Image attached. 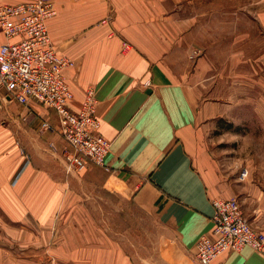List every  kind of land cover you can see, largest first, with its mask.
Returning a JSON list of instances; mask_svg holds the SVG:
<instances>
[{
  "label": "crops",
  "instance_id": "crops-1",
  "mask_svg": "<svg viewBox=\"0 0 264 264\" xmlns=\"http://www.w3.org/2000/svg\"><path fill=\"white\" fill-rule=\"evenodd\" d=\"M52 1L50 41L73 62L63 70L68 107L78 113L93 88L98 134L110 149L103 167L66 172L65 158L74 153L54 111L22 105L0 86V264H140L94 228L81 234L74 223L83 193L119 200L152 221L157 252L143 264H194L196 243L212 236L214 200L236 199L250 226L264 234V144L255 145L261 157L258 150L252 155L249 139L239 147L247 153L243 162L228 171L220 166L207 133L210 120L229 111L224 94L210 98L209 82L219 85L224 72L209 75L204 58L187 60L194 48L204 57L240 56L247 41L254 58L250 119L262 126L250 129L249 138L264 136V0H247V16L239 1L238 15L216 19L215 28L193 13L194 0ZM6 42L0 30V46ZM232 106L238 122L240 108ZM211 264H264V251L245 247Z\"/></svg>",
  "mask_w": 264,
  "mask_h": 264
},
{
  "label": "built area",
  "instance_id": "built-area-1",
  "mask_svg": "<svg viewBox=\"0 0 264 264\" xmlns=\"http://www.w3.org/2000/svg\"><path fill=\"white\" fill-rule=\"evenodd\" d=\"M55 15L52 0L0 6V30L7 40L0 46V86L22 105L37 102L54 111L60 134L74 153L65 158L64 169L78 174L89 165L103 167L110 142L98 134L93 88L85 92L78 113L68 107L72 94L63 70L73 62L59 56L50 41L46 22ZM42 127L50 129L46 123ZM212 206V236L196 243L194 264H211L225 252L245 247L264 251V234L250 226L236 199L214 200Z\"/></svg>",
  "mask_w": 264,
  "mask_h": 264
},
{
  "label": "rangeland",
  "instance_id": "rangeland-1",
  "mask_svg": "<svg viewBox=\"0 0 264 264\" xmlns=\"http://www.w3.org/2000/svg\"><path fill=\"white\" fill-rule=\"evenodd\" d=\"M239 1L241 4L240 8H242L240 10L241 16H247L248 10L243 9L247 0H194L192 4L193 13L204 14L203 19H205L207 26L215 28L213 22L216 19H225L226 17L238 15L236 7H239L237 6ZM247 47L248 42L241 41L240 49L242 50V55L225 56L223 59L211 55L204 57L202 55L204 52L201 49L194 48L187 59L191 64H196V60L204 58L205 65L213 68V73L209 75L216 74L217 71L221 74L224 72L225 78L222 83L217 85L216 82H209L210 86H212L209 89V96L215 99L224 94L223 99L229 113L221 119L210 120L207 145L216 161H218L220 166L224 167L225 171L231 170L238 162H243L246 159L247 153L243 150L240 152V145L249 144L248 140L250 139L253 148L252 155H254L258 150L255 145L264 144V136L262 134L259 136L258 133L256 137L249 138L250 129L258 130L262 126L258 123L253 124L252 119H250L251 113L249 112L248 98L252 95V92L254 94V87L250 83L248 71L250 66H254V58L248 56ZM261 60L257 57V64H260ZM233 68H235L236 76H232ZM238 68L240 69V74H238ZM262 70L263 74L264 63H262ZM238 83H240L239 89L236 86ZM216 86L223 88L217 90ZM232 105H237L240 108L238 116L240 120H237L238 122L240 121L239 123L236 122V116H233ZM261 151L260 149L258 150L260 157L263 155ZM82 200L81 212L80 214L78 213L74 223L80 227L81 234L85 230L89 231L94 228L98 234L126 248L134 260L140 264H143L142 260L152 257L157 252L159 233L148 217L139 212L137 213L131 207L114 198L97 199L83 193Z\"/></svg>",
  "mask_w": 264,
  "mask_h": 264
}]
</instances>
